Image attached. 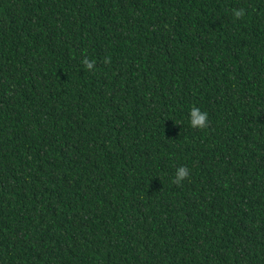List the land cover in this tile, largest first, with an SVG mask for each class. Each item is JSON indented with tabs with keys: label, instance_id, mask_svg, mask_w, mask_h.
Here are the masks:
<instances>
[{
	"label": "trees",
	"instance_id": "obj_1",
	"mask_svg": "<svg viewBox=\"0 0 264 264\" xmlns=\"http://www.w3.org/2000/svg\"><path fill=\"white\" fill-rule=\"evenodd\" d=\"M0 264H264V0H0Z\"/></svg>",
	"mask_w": 264,
	"mask_h": 264
},
{
	"label": "clouds",
	"instance_id": "obj_2",
	"mask_svg": "<svg viewBox=\"0 0 264 264\" xmlns=\"http://www.w3.org/2000/svg\"><path fill=\"white\" fill-rule=\"evenodd\" d=\"M233 15L236 18H239L243 14V9H233L232 10ZM86 67L92 68V65L88 63V61L85 59L84 61ZM191 117H189V123L193 127H201L203 128L206 123V118H207V113L206 112H201L199 109L192 108L191 109ZM187 175V169L181 167L180 169L177 170L176 176H175V182L179 183L183 177Z\"/></svg>",
	"mask_w": 264,
	"mask_h": 264
}]
</instances>
